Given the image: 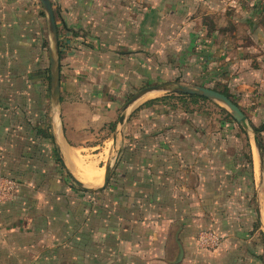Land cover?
<instances>
[{"label":"crops","instance_id":"1","mask_svg":"<svg viewBox=\"0 0 264 264\" xmlns=\"http://www.w3.org/2000/svg\"><path fill=\"white\" fill-rule=\"evenodd\" d=\"M48 1L56 36L43 0H0V177L17 183L13 196H0V264H264V251L238 242H264V147L262 162L254 139L264 124V3L98 0L104 6L93 10L83 0ZM195 46L212 51L197 55L205 66L215 52L219 78L246 81L259 101L252 122L238 105L250 130L220 103L237 121L228 123L247 133L242 158L208 153L201 130L180 137L153 132L152 149L143 152L147 137L131 131L136 117L167 96L206 97L148 88L214 89L171 80L174 65ZM245 48L250 58L241 55ZM22 65L36 71L26 76L17 70ZM235 158L242 164L231 166ZM90 164L100 182L87 179ZM252 196L257 219L236 222L240 199L250 208ZM206 229L218 235L217 247L199 245Z\"/></svg>","mask_w":264,"mask_h":264},{"label":"rangeland","instance_id":"2","mask_svg":"<svg viewBox=\"0 0 264 264\" xmlns=\"http://www.w3.org/2000/svg\"><path fill=\"white\" fill-rule=\"evenodd\" d=\"M102 1L103 0H100V2ZM105 1L107 2V0ZM82 2L85 5H88L90 7L92 6L93 10L94 8L100 9L103 8L104 6L103 3L99 5L98 0H90V1L83 0ZM40 11H41V7H40ZM96 14L97 16H99L97 12ZM99 23L102 24L101 22ZM203 49L206 48L203 47L202 49H200V46L192 47V56L189 57L188 59L187 58L183 59L180 61V63L174 65L175 67L174 70H176L175 71L176 74L174 77L171 76L172 77L171 80H178L185 84H191V85L206 84L207 86H210L217 90L219 89L223 90L225 87L230 86V88L228 87V89H230L233 99L238 102L242 110L247 114L248 119L252 116H255L253 102L259 104L258 103L259 101H256L258 99L253 95L254 92L248 86L247 82L245 81L246 83L245 84L241 81H233L231 80V75L228 76L225 75L224 77L225 79L219 78L220 77L219 57H217V55L214 52V56H215L214 59L209 61V64L205 66L202 63L203 60H201L197 55H199L200 53H205V54L206 53L208 54V52L212 53V51L211 50L203 51ZM240 51L243 50L241 49ZM241 55H243V57L250 58L248 56L251 55V53H247V50L245 48L244 52H242ZM179 60L180 59H178L177 61ZM184 61H186V64L184 63ZM35 68L36 67L31 66L29 69L28 65H22L18 67L17 70L20 69L21 71L26 72V76H27L29 73L28 71L29 70L31 72L36 71L34 70ZM35 74L36 72L33 73L32 75L34 76ZM32 79H34V77ZM28 80L29 77H26L24 81L22 80V82L26 81L28 83ZM257 90H259V88H256V90L254 91ZM156 95H161V94H152L151 97H154ZM166 98L167 99H164L165 102L164 104L155 106L154 109L149 108L147 109V111L144 113L143 116H139L135 118V120L138 121V123L136 124V127L135 124H133V129H131V131L133 130L132 133H139L140 135L147 137V139L145 140V145H143L145 147L141 149L143 152L149 153L151 151L153 146L151 140L153 132L156 137L158 135L160 137L161 136L167 137L169 135L180 137L189 134L192 136L199 135L201 130L204 136L208 138L207 143H205L206 150L208 153H215L219 151V154L221 153L228 154L229 157L236 154L241 158L243 157L244 154L247 153L248 149L246 147L245 136L243 135V133H241V129L239 127H234L235 125L232 126L229 123L227 124L226 123L227 121L225 122L226 115L225 113L221 112L220 101L211 98H207L208 100H204L199 98L183 97L180 95L171 96V97L167 96ZM156 120L162 121L163 124H161L160 126L156 125V127L152 128ZM249 120L250 122H252L251 119ZM158 127L160 129V134L157 133ZM237 134L241 138L235 137V135ZM242 138H244V140ZM101 146H104V144H102ZM174 147H179V145L175 144ZM256 150L257 149L254 146V151L256 152ZM233 160L234 161H232L233 163H231V166L237 167L238 164H242V160H239L240 162L236 161V158ZM219 162H221L220 158H219ZM239 167L241 173L244 174L240 177L241 179L240 183L243 185L244 189H247L250 180L248 176L245 174L244 165L243 166L241 165ZM234 184L239 185L238 182H234ZM237 196L238 194L234 193V198H236ZM109 197L110 195H108L107 197L105 196L98 197L96 198L97 203H104V201H108ZM253 198L254 197L252 196V199L250 201L252 206L250 208L248 207L243 208L244 203L241 202V199L244 201H246V199L243 198L240 199V204L237 205L239 209L234 210V216L236 222L238 221L242 222L243 220H247V218H250V223L252 224L254 219H257V214L255 213V203H254L255 200ZM248 229L250 230L251 228H243L242 232L247 231L249 233ZM224 233H226V231ZM224 233L223 235H226ZM258 239H260V241L257 247L256 244L258 242ZM262 240L263 238L261 236H257L256 238H252V237H250L249 239L245 238L239 240L238 242L244 244L248 242L249 245H251L252 247H256L258 249L257 251L262 252L264 251V246H263L264 242ZM168 258L171 259V257ZM238 264H242V261H239Z\"/></svg>","mask_w":264,"mask_h":264},{"label":"water","instance_id":"3","mask_svg":"<svg viewBox=\"0 0 264 264\" xmlns=\"http://www.w3.org/2000/svg\"><path fill=\"white\" fill-rule=\"evenodd\" d=\"M44 6L47 10L48 16H49V21H50V28L54 31V34L56 36L57 34V29H56V25H55V16H54V12L53 9L50 5V2L48 0H43ZM57 87V85L52 83V88L53 87ZM151 89H167V90H171V91H180L183 93H196V94H200L203 96H206L208 98L214 99V100H218L224 104H226L230 109H232V111L234 112V117L238 120V122H240L243 127L246 130H250V126L249 123L247 122V116L246 114L241 110V108L238 107V105H236L229 97H227L225 94L211 89V88H206V87H202V88H197L194 89L193 87H186V86H182V85H178V84H172V85H159V86H155V87H150L147 90H151ZM144 92L143 91L141 94H138L136 96H134L133 98L130 99L129 103L134 102L135 100H137V98H139ZM128 103V104H129ZM254 139L260 154V158L261 161L263 162V150H262V144L258 138L257 135H254ZM110 172H111V167H108L107 169V174H106V179H105V185L108 183L109 178H110ZM75 179V178H74ZM80 185L83 186V184L81 182H79L77 179H75ZM182 255V253H181Z\"/></svg>","mask_w":264,"mask_h":264},{"label":"built area","instance_id":"4","mask_svg":"<svg viewBox=\"0 0 264 264\" xmlns=\"http://www.w3.org/2000/svg\"><path fill=\"white\" fill-rule=\"evenodd\" d=\"M264 3V0H260ZM17 183L6 176L0 177V196L10 197L16 193ZM199 245L203 248H215L219 245L218 235L211 229L203 230L198 235Z\"/></svg>","mask_w":264,"mask_h":264},{"label":"trees","instance_id":"5","mask_svg":"<svg viewBox=\"0 0 264 264\" xmlns=\"http://www.w3.org/2000/svg\"><path fill=\"white\" fill-rule=\"evenodd\" d=\"M49 88H50V86H49ZM215 90H217V89H215ZM221 92H223L227 97L231 98L232 101L236 105H239L238 102L233 99V96L226 89L225 90H222ZM171 96H175V95H171ZM180 96L208 100L206 97H202V96H198V95L181 94ZM155 101H158V99L153 100L151 103H154ZM220 108H221V112L225 113V115H226L225 122L227 121V123L230 122V123H236L237 124V121L235 120V118L233 117V115L228 110H226V109H224L222 107H220ZM237 126L241 129V133H243V135L245 136L246 141L248 143V147H250V142H249V138L247 136V133L243 129L242 125H239L238 124ZM255 131H256V133H257V135L259 137V140H260L261 144L264 147V142H263V139H262V133L264 132V124L260 125L259 127H255Z\"/></svg>","mask_w":264,"mask_h":264},{"label":"bare ground","instance_id":"6","mask_svg":"<svg viewBox=\"0 0 264 264\" xmlns=\"http://www.w3.org/2000/svg\"><path fill=\"white\" fill-rule=\"evenodd\" d=\"M86 169V174H87V179L91 183H97L101 181V174L97 171V169L93 165H87L85 167Z\"/></svg>","mask_w":264,"mask_h":264}]
</instances>
